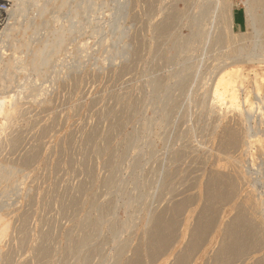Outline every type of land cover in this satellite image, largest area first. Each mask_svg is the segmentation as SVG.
<instances>
[{
  "label": "rangeland",
  "instance_id": "1",
  "mask_svg": "<svg viewBox=\"0 0 264 264\" xmlns=\"http://www.w3.org/2000/svg\"><path fill=\"white\" fill-rule=\"evenodd\" d=\"M249 5L250 0H64L61 9L43 13L52 20L35 36L15 33L17 41L36 44L59 35L52 29L68 26L64 44L50 52L41 72L15 66L12 76L6 64L0 66V98L12 95L11 105L18 107L12 120L0 116V165L14 170L9 179L0 178V264H176L207 217L204 229L209 228L185 264H219L218 253L232 244L229 235L242 245L223 264H264V226L231 225L239 213L245 215L239 207L247 194L264 203L260 116L252 126L262 147L249 149V173L237 196L210 202L214 190L206 184L218 162H226L224 131L239 125L235 111L210 100L214 79L243 46L264 55V0H255L253 10ZM68 12L78 14L79 24ZM36 16L32 11L25 17ZM21 51L22 58L31 57ZM6 52L5 57L0 51L5 60ZM245 69L251 91L254 72L264 67ZM230 156L239 157V150ZM164 222L170 226L161 237L166 246L154 254L150 236Z\"/></svg>",
  "mask_w": 264,
  "mask_h": 264
},
{
  "label": "bare ground",
  "instance_id": "2",
  "mask_svg": "<svg viewBox=\"0 0 264 264\" xmlns=\"http://www.w3.org/2000/svg\"><path fill=\"white\" fill-rule=\"evenodd\" d=\"M25 0H0V51L2 53L3 56H7V52L6 51H10V57L5 60V58H1L0 57V66H1V70L4 67V65L6 64L7 67L5 69V71L8 69V71L10 72V70H13L16 66L17 70H20L21 72H25L26 71V67H32L37 73L40 71L41 67H43L44 65L48 64L50 57L49 54L53 49L59 48L62 46L61 44H64L63 41L66 38V33L67 30L66 28L68 27H64V24H62L63 26L60 27H56L52 30L55 31V33H59V35H56L53 37L52 40H49V42L44 41V39L49 38L47 36L44 37V39L38 41V43L36 44H32L30 42V40H26L25 42L21 43L20 41H17L16 37H15V33L19 32V33H27L28 31L31 32V34H37L41 29H43V27L45 28L47 23H50L49 20L52 19H46L45 15L43 13H45L47 10H49V8L55 6L57 7L58 5L60 6V3L63 2L64 0H48L49 2H47L46 4H42V0H30L32 3V5L30 6H25L24 3ZM53 1V6H50V2ZM254 1L255 0H250V9H252V7L254 6ZM55 2V3H54ZM103 2V1H102ZM101 2V3H102ZM105 2V1H104ZM103 2V3H104ZM15 3L14 8L12 7ZM45 3V2H44ZM100 3V4H101ZM49 4V5H48ZM80 5V4H78ZM103 5V4H102ZM105 5V4H104ZM59 6L57 8H59ZM259 6V5H258ZM13 9H12V8ZM62 7L60 6V9ZM98 8V7H97ZM255 8V7H254ZM56 9V8H55ZM59 9V10H60ZM52 10V9H50ZM49 10V11H50ZM71 9H69L70 11ZM75 10V9H72ZM100 10V9H99ZM256 10V9H255ZM32 11L35 12L36 19L30 20L27 19L25 16H27L28 14L32 15ZM31 12V13H29ZM57 12V11H56ZM83 12V11H82ZM95 12V10H94ZM93 12V13H94ZM102 12V11H101ZM4 13V14H3ZM70 12H68L69 14ZM92 13V12H91ZM24 14V15H23ZM34 14V13H33ZM42 14H43V18H42ZM47 14V13H45ZM8 15H12L15 18L14 19H5ZM72 16V18L74 20L77 21V24H79V18H78V14L75 15L74 13L69 14ZM82 15V13L80 14ZM60 16V15H59ZM58 17V16H57ZM70 17V16H69ZM81 17V16H80ZM255 17V15H254ZM40 18V19H39ZM46 19V20H45ZM171 19V18H170ZM68 20V19H67ZM66 20V22H67ZM54 22V21H53ZM61 23V22H60ZM85 23V22H84ZM58 24V21H57ZM159 24V23H158ZM170 24V23H169ZM168 24V25H169ZM74 25V24H73ZM228 28L232 25L231 22V18H228ZM49 26V25H48ZM75 26V25H74ZM49 28V27H48ZM79 29V27H76ZM158 28V27H157ZM77 29V30H78ZM66 30V31H65ZM80 30V29H79ZM167 30V29H166ZM159 31V30H158ZM65 32V33H64ZM49 33V32H48ZM47 33V34H48ZM44 34V33H43ZM46 34V33H45ZM158 34V33H156ZM41 35V34H40ZM24 36V35H23ZM31 36V35H30ZM29 36V37H30ZM39 36V35H38ZM20 37V36H19ZM80 37V36H79ZM82 37V36H81ZM39 38V37H38ZM24 40V39H23ZM35 40V39H33ZM38 40V39H37ZM48 40V39H47ZM36 41V40H35ZM63 41V42H62ZM86 41L83 40V45H81V41H80V45L82 47H85L84 43ZM35 43V42H34ZM79 43V42H78ZM87 43V42H86ZM85 43V44H86ZM93 44V43H92ZM61 45V46H60ZM125 45V44H124ZM128 45V44H127ZM131 45V44H130ZM89 46V45H88ZM64 47V46H63ZM89 48V47H88ZM125 49V47H124ZM21 50H27V52L31 53V57L30 58H22V51ZM57 50V49H56ZM128 50V49H127ZM21 51V52H20ZM92 51V50H91ZM26 52V51H25ZM56 52V51H55ZM55 52L51 53L54 54ZM128 53V52H127ZM131 53V52H130ZM22 54V55H21ZM26 54V53H25ZM132 54V53H131ZM21 55V56H20ZM28 55V54H26ZM55 55V54H54ZM52 55V56H54ZM123 55V53H122ZM125 55V54H124ZM51 56V55H50ZM51 56V57H52ZM61 56V55H59ZM58 56V57H59ZM126 56V55H125ZM128 56V55H127ZM13 57V58H12ZM66 57V56H65ZM216 57V56H215ZM233 59V63H231L230 65L232 66H224L221 70L220 73L218 75V77L216 79H214V84L212 86V97L210 98V100L212 99L213 102L215 104L219 103L221 105H224L227 107V105L229 106V108H231L233 111H235L239 117V125L236 128H228L226 129L224 132V139L221 145V149L223 150V154H226L227 159L225 164H220L218 162V164L216 165V167L214 169H212V172L210 174V176L207 179V187L208 190H212L214 192V197L213 200L211 199V201H214L213 203H215V200H220L224 202V199L227 197L229 199V197L231 196H237V192L239 189V185L241 181H245L246 180V175H248V161H247V155H248V151H250L249 149H251L253 146L256 147V149L258 150V148L260 149L262 146L260 145L263 141L262 136H258L259 133L255 132V129H253L252 126V122L253 120L256 123V120L254 119L256 116H260L262 121V124L264 125V71L263 72H254L253 74V78H252V89L251 91H248V89L251 88V86H249L250 88L246 89L245 84L248 83V79L250 74L249 72L246 71L245 69V65L248 64H253V65H257V66H263L264 67V55L259 54V53H250V51L248 50V48L246 46H243L241 48H239L238 50L233 52V55L231 56ZM59 59V58H58ZM62 59V58H61ZM64 59V58H63ZM226 59V58H225ZM60 60V59H59ZM58 61V60H57ZM61 61V60H60ZM54 62V61H53ZM57 63V62H56ZM62 63V62H60ZM19 66V67H18ZM59 66V64H58ZM70 68V67H69ZM251 68V67H250ZM73 69V68H72ZM83 69V68H82ZM91 69V68H90ZM251 70V69H250ZM4 71V70H3ZM7 71L6 74H8L9 72ZM52 71V70H51ZM65 71V70H64ZM76 71V70H75ZM255 71V69H254ZM13 71H11L9 74L13 76ZM17 72V71H16ZM41 72V71H40ZM47 72V71H46ZM4 73V74H5ZM45 73V72H44ZM71 73V72H70ZM74 73V72H73ZM253 73V72H252ZM5 74V77H6ZM22 74V73H21ZM26 74V73H25ZM28 74V72H27ZM32 74V73H31ZM36 74V73H35ZM218 74V73H217ZM2 75V74H1ZM41 75V73H40ZM52 75V74H51ZM79 75V74H78ZM15 76V75H14ZM17 76V75H16ZM20 76V75H19ZM17 76V78L19 77ZM26 76V75H25ZM28 76V75H27ZM45 76V75H44ZM73 76V75H72ZM216 76V75H215ZM2 77V76H0ZM9 77V76H8ZM24 77V76H23ZM30 77V76H29ZM36 77V76H34ZM3 78V77H2ZM16 77H14L15 79ZM25 78V77H24ZM32 78V77H31ZM53 79V78H52ZM4 80V79H3ZM1 81V80H0ZM19 81V80H18ZM23 81H25L23 79ZM27 81V80H26ZM33 81H36L33 80ZM43 81V80H42ZM57 82V81H56ZM250 82V83H251ZM3 83V82H2ZM5 83V82H4ZM20 83V82H19ZM24 83V82H23ZM26 83V82H25ZM41 83V82H40ZM6 84V83H5ZM31 84V83H30ZM44 84V83H43ZM56 84V83H55ZM73 84V83H72ZM1 85V84H0ZM15 85V83H14ZM17 85V83H16ZM27 85V84H25ZM29 85V84H28ZM41 85V84H40ZM77 85V84H76ZM212 85V84H211ZM3 86V84H2ZM18 86V85H17ZM21 86V83L19 85V88ZM36 86V85H35ZM5 87V86H4ZM30 87V86H29ZM56 87V85H55ZM18 88V89H19ZM28 88V87H27ZM33 88V87H32ZM46 88V87H45ZM72 88V87H71ZM77 88V87H76ZM210 88V87H209ZM23 90V88H21ZM4 90V89H3ZM8 90V89H7ZM13 90V89H12ZM20 90V89H19ZM43 90V89H42ZM45 90V89H44ZM55 90V88H54ZM21 91V90H20ZM211 91V90H210ZM2 92V90H1ZM13 92V91H12ZM18 92V91H16ZM22 92V91H21ZM28 93V92H27ZM11 94V92H10ZM17 94V93H15ZM20 94V92H19ZM4 95V94H3ZM14 95V93H13ZM252 95L256 96L253 100H252ZM1 96V95H0ZM9 96V93H8ZM18 96V95H17ZM26 96V95H25ZM24 96V97H25ZM28 96V95H27ZM37 96V95H36ZM19 98V97H18ZM22 98V97H21ZM30 98V97H29ZM20 99V98H19ZM35 99V98H34ZM14 100V97L11 95V97H1L0 98V116L3 117V119L5 121L8 120H12L16 113L18 112V107L16 105V103L13 105L12 102ZM17 100V99H16ZM24 100V99H23ZM43 100V99H42ZM255 100V101H254ZM19 101V100H18ZM36 101V100H34ZM16 102V101H14ZM8 103V104H7ZM35 103V102H34ZM213 103V104H214ZM28 104V103H27ZM20 105V104H19ZM210 105V104H209ZM22 106V105H21ZM214 106V105H213ZM48 107V106H47ZM208 107V106H207ZM220 107V106H219ZM207 109V108H206ZM212 109V107H211ZM219 109V108H218ZM222 110V109H221ZM220 110V111H221ZM218 111V110H217ZM223 111V110H222ZM221 111V112H222ZM213 112V110H212ZM225 112V111H223ZM232 112V111H231ZM71 113V112H70ZM227 113V112H226ZM215 114V113H213ZM20 115V114H19ZM213 116V115H212ZM1 117V118H2ZM210 117V116H209ZM237 117V118H238ZM257 118V117H256ZM210 120V119H209ZM216 120V119H215ZM34 121V120H33ZM235 122V121H234ZM258 119H257V123H258ZM225 123V122H224ZM5 124V123H4ZM235 125V124H234ZM261 125V124H260ZM259 125V126H260ZM34 126V125H33ZM234 127V126H233ZM257 127V126H256ZM7 128V127H6ZM17 128V127H16ZM258 128V127H257ZM30 129V128H29ZM44 133V132H43ZM9 134V133H8ZM6 138V137H5ZM220 139V138H219ZM222 139V138H221ZM8 140V139H7ZM22 140V139H21ZM2 141V140H1ZM9 146V145H8ZM1 147V145H0ZM33 148V147H32ZM215 148V147H214ZM219 149V148H218ZM239 150V157L237 158H233V157H228L230 155V153H233L234 151H238ZM216 151V150H215ZM252 152V151H251ZM217 153V152H216ZM217 155V154H216ZM253 155V153H252ZM221 156V155H220ZM254 158V157H253ZM218 159V158H217ZM216 159V160H217ZM252 161H254L253 159H251ZM32 161V160H31ZM5 164V163H4ZM21 164V162H20ZM15 165H19V164H15ZM215 165V164H214ZM2 166V167H1ZM4 165H0V178L5 179V177L7 176V178L9 179L8 175L10 176L11 173H9V171H14L12 169H10L7 171V166H9V164H7L6 167H3ZM11 166V164H10ZM14 166L12 165L11 168H13ZM230 169H229V168ZM6 168V170H5ZM10 171V172H11ZM14 173V172H12ZM209 175V174H208ZM2 179V180H3ZM1 180V181H2ZM5 182V181H2ZM9 183V182H8ZM7 183V184H8ZM6 185V184H5ZM251 186V185H250ZM206 187V186H205ZM12 185L4 187L2 190V193H7L9 190H11ZM9 189V190H8ZM207 190V191H208ZM14 191V190H13ZM16 191V190H15ZM18 191V189H17ZM205 191V190H204ZM19 193V192H18ZM248 193V192H247ZM209 194V193H207ZM206 194V195H207ZM10 195V194H9ZM212 195V193L210 194ZM259 195V194H258ZM209 198V196H208ZM190 200V199H189ZM7 201V200H6ZM228 201V200H227ZM10 202V201H9ZM264 202V201H263ZM185 203V202H184ZM182 202L179 203V207L181 208ZM205 204V203H204ZM238 204V203H237ZM264 204V203H263ZM260 201H257V199L250 193L249 195L247 194V196L244 197V199L241 201L240 204V209L243 213H245V215H243L242 213H239L240 215L235 216L234 220L232 221L231 225H238L241 222L244 221H248L251 225H253L254 227H252L253 229L256 230L260 228H262L264 226V222H263V217L260 214V209H262L264 207ZM1 205V204H0ZM208 205V204H207ZM211 205V204H210ZM178 206V205H177ZM183 207V206H182ZM207 207V206H206ZM217 207V206H215ZM262 207V208H261ZM173 208V207H172ZM179 208V209H180ZM178 209V210H179ZM211 209V208H210ZM180 211V210H179ZM206 211V209H205ZM240 211V210H239ZM263 212V209L262 211ZM202 213V212H201ZM170 214V212H169ZM1 216V214H0ZM208 216V215H207ZM210 216V215H209ZM163 218V217H162ZM205 218V217H203ZM201 217V219H203ZM209 218V217H207ZM205 219L200 221L201 223L199 224V226L197 228H195V230L192 233V240L191 243L189 245V250L188 252L185 254V256L183 258L179 257L178 261L176 264H185V260L188 258V253L192 252V250H195L196 245L198 244V241L202 235V233L204 231H206L204 228H206V224L208 222L209 219ZM1 220V218H0ZM160 221V219H159ZM171 221V220H170ZM199 221V220H198ZM154 222V221H153ZM165 226H163L162 229L157 230L156 232H154L150 237V239H152L153 243H155V247L153 250L154 254H157L158 252H161L165 246L166 243L163 242L161 240L162 237V233L163 231L167 229V227L169 226L168 222H164ZM163 223V224H164ZM228 224V223H227ZM225 225V224H224ZM153 226V224H152ZM235 226V227H236ZM247 226V225H246ZM170 227V226H169ZM195 227V226H194ZM193 229V228H192ZM251 229V228H250ZM43 232V231H42ZM167 232V231H166ZM52 233V232H51ZM50 233V234H51ZM227 233V232H226ZM146 234V233H145ZM164 234V233H163ZM252 234V233H251ZM258 234V233H257ZM238 235V234H237ZM244 235V234H243ZM250 234H246V237L249 236ZM256 235V234H255ZM254 235V236H255ZM264 235V234H263ZM87 236V235H86ZM164 236V235H163ZM190 236V235H189ZM40 237V236H39ZM245 237V239H246ZM250 237V236H249ZM45 238V237H44ZM224 238V237H223ZM242 238V237H241ZM22 239V238H21ZM85 239V238H84ZM226 239V238H225ZM224 239V240H225ZM248 239V238H247ZM253 239V238H252ZM264 239V238H263ZM20 240V239H19ZM27 240V239H26ZM228 241H230L232 244L230 247V249L227 250H223L220 251L218 253L217 256V262H220L219 264H223V262H225V260H227L226 258L229 257L230 254L234 253L233 251L234 248L233 247H239L240 245H242L241 241L239 240V238L235 235L231 236L229 235V237L227 238ZM262 240V238H261ZM243 241V240H242ZM170 242V241H169ZM200 242V241H199ZM244 242V241H243ZM146 243V242H145ZM152 243V242H151ZM153 243L151 245H153ZM251 243V242H250ZM255 243V242H254ZM253 243V244H254ZM149 244V243H148ZM252 244V243H251ZM257 244V243H256ZM255 244V245H256ZM23 245V244H22ZM147 245V243H146ZM243 245H245L243 243ZM247 245V244H246ZM260 245V244H258ZM169 246V245H168ZM224 246V245H223ZM249 246V245H247ZM251 246V245H250ZM48 247V246H47ZM145 247V246H144ZM228 247V248H229ZM257 247V246H256ZM2 248V247H1ZM21 248V247H20ZM150 248V247H149ZM245 248V247H244ZM251 248V247H249ZM43 250L45 248H42ZM41 249V250H42ZM153 249V248H152ZM186 249V248H185ZM225 249V247L223 248ZM239 249V248H238ZM35 250V249H34ZM42 250V251H43ZM50 250V249H49ZM145 250H147L145 248ZM246 250V249H245ZM1 251V250H0ZM249 251V250H247ZM246 251V252H247ZM180 252V251H179ZM43 253V252H42ZM4 254V253H3ZM137 255V254H136ZM180 255V254H179ZM145 256V255H144ZM150 256V255H149ZM158 256V255H157ZM237 256V255H236ZM134 258V257H133ZM231 258V257H230ZM234 258V257H233ZM238 258V257H237ZM155 259V258H154ZM262 259V258H261ZM260 259V260H261ZM7 260V259H6ZM175 260V259H174ZM239 260V259H238ZM129 263V262H128ZM127 264V263H126ZM225 264V263H224Z\"/></svg>",
  "mask_w": 264,
  "mask_h": 264
}]
</instances>
